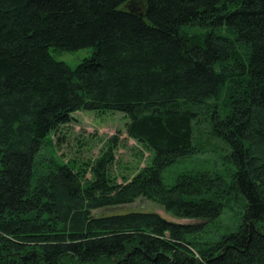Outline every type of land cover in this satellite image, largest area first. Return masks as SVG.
<instances>
[{
  "label": "trees",
  "instance_id": "obj_1",
  "mask_svg": "<svg viewBox=\"0 0 264 264\" xmlns=\"http://www.w3.org/2000/svg\"><path fill=\"white\" fill-rule=\"evenodd\" d=\"M89 48L76 68L53 54ZM85 111L130 121L65 161L54 137ZM123 135L147 162L132 177ZM217 140L226 173L165 182ZM140 198L203 223L93 214ZM0 264H264V0H0Z\"/></svg>",
  "mask_w": 264,
  "mask_h": 264
},
{
  "label": "rangeland",
  "instance_id": "obj_2",
  "mask_svg": "<svg viewBox=\"0 0 264 264\" xmlns=\"http://www.w3.org/2000/svg\"><path fill=\"white\" fill-rule=\"evenodd\" d=\"M134 8L142 7L140 2L133 5ZM93 50L82 49L76 52L54 53V56L62 62L67 63L70 67L76 68L84 59L92 55ZM130 119L119 112H94L85 111L75 114L73 122L61 128L60 133L54 137L57 141L59 136L64 137V142L60 145V154L64 155L65 161L69 159L95 160L100 156L104 143L118 131H124L126 123ZM126 135L120 138L123 142L117 150L116 157L118 163L114 167V173L120 175L123 173L128 177L136 174L140 168L144 167L147 162L140 161V147L132 140H125ZM211 142L207 147V152L193 155L188 158L179 160L174 165L168 167L163 172L164 180L167 184L173 185L177 177L188 171H222L224 173L229 169L225 157L228 150L224 144ZM145 154V157H148ZM132 212L157 213L169 222L179 224H197L202 221L178 219L168 214L161 206L144 198L138 199L133 204L109 207L102 210L94 211L96 216H105L111 214H127ZM231 212L222 216L218 225L211 224L206 228L203 235L204 241H215L222 234L232 232L237 229L239 216Z\"/></svg>",
  "mask_w": 264,
  "mask_h": 264
}]
</instances>
